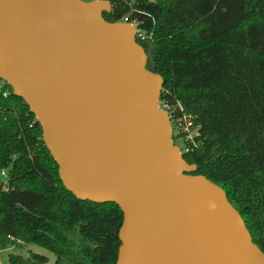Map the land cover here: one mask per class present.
I'll return each mask as SVG.
<instances>
[{
    "label": "water",
    "instance_id": "obj_1",
    "mask_svg": "<svg viewBox=\"0 0 264 264\" xmlns=\"http://www.w3.org/2000/svg\"><path fill=\"white\" fill-rule=\"evenodd\" d=\"M108 0H0V79L63 186L122 212L113 264H264L224 189L183 158L133 21Z\"/></svg>",
    "mask_w": 264,
    "mask_h": 264
},
{
    "label": "trees",
    "instance_id": "obj_2",
    "mask_svg": "<svg viewBox=\"0 0 264 264\" xmlns=\"http://www.w3.org/2000/svg\"><path fill=\"white\" fill-rule=\"evenodd\" d=\"M108 1L104 19L126 16L150 33L136 40L147 53L146 67L162 77L159 97L179 99L199 124L201 142L183 158L224 189L264 252V0ZM0 80V169L7 174L0 249L18 239L50 250L51 264L60 257L113 264L118 205L79 199L63 186L39 123ZM46 259L32 250L7 253L9 264Z\"/></svg>",
    "mask_w": 264,
    "mask_h": 264
},
{
    "label": "built area",
    "instance_id": "obj_3",
    "mask_svg": "<svg viewBox=\"0 0 264 264\" xmlns=\"http://www.w3.org/2000/svg\"><path fill=\"white\" fill-rule=\"evenodd\" d=\"M122 21L128 20L126 16H123ZM134 35L135 39L142 40L150 39V33H145L135 21ZM2 81L0 80V90ZM2 95L5 92L2 91ZM158 105L165 111L168 121L170 123L171 136L173 141V130H175V136L178 137L180 143L176 144L181 153L189 152L196 149L200 142V130L199 124L195 121L194 115L186 110L184 104L179 99H169L168 97H159ZM174 143V142H173ZM0 173L7 177L6 170L1 168Z\"/></svg>",
    "mask_w": 264,
    "mask_h": 264
},
{
    "label": "rangeland",
    "instance_id": "obj_4",
    "mask_svg": "<svg viewBox=\"0 0 264 264\" xmlns=\"http://www.w3.org/2000/svg\"><path fill=\"white\" fill-rule=\"evenodd\" d=\"M173 142L176 143V144L180 143L178 137L175 136V130H173ZM5 181H6V176H4V175H2L0 173V188H5ZM71 236L74 239L78 238V235H77L76 232H73L71 234ZM7 247H8L7 249H3V250L0 249V263L1 264H9V262L7 260V253L8 252H14V253H19V254H22V255H26L28 250H32V251H35V252L42 253L47 258L44 264H51L56 258V256L50 250H48V249H46V248H44V247H42V246H40L38 244L28 243V242H24V241L18 240V239H16L14 242H12L9 245H7ZM58 264H74V263L71 262L66 257H60L58 259Z\"/></svg>",
    "mask_w": 264,
    "mask_h": 264
},
{
    "label": "crops",
    "instance_id": "obj_5",
    "mask_svg": "<svg viewBox=\"0 0 264 264\" xmlns=\"http://www.w3.org/2000/svg\"><path fill=\"white\" fill-rule=\"evenodd\" d=\"M8 247H9V246H8ZM8 247H6V248H3V249H7ZM3 249H2V250H3Z\"/></svg>",
    "mask_w": 264,
    "mask_h": 264
}]
</instances>
